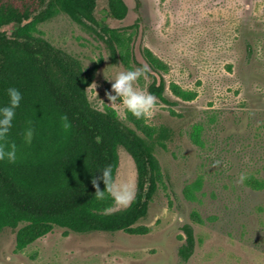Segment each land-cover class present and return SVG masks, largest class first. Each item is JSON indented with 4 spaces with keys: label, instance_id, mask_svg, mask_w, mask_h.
Instances as JSON below:
<instances>
[{
    "label": "rangeland",
    "instance_id": "rangeland-1",
    "mask_svg": "<svg viewBox=\"0 0 264 264\" xmlns=\"http://www.w3.org/2000/svg\"><path fill=\"white\" fill-rule=\"evenodd\" d=\"M126 1L127 18L110 15L108 0H98L96 17L109 27L140 23L128 29L136 56L142 63L141 51L149 49L166 63V99L150 92L154 79L141 64L113 61L99 26L60 13L38 28L85 68L98 65L88 88L95 108L112 107L133 126L127 110L138 105L148 123L173 131L157 151L162 182L138 223L151 230L138 235L55 227L16 251L21 224L0 232V264H264V188L246 181L264 178V0H140L138 12L137 0ZM172 83L197 97H178ZM119 154L115 209L126 207L137 188L133 157L124 147ZM199 178L201 188L190 200L185 188ZM187 225L194 247L185 258L180 249Z\"/></svg>",
    "mask_w": 264,
    "mask_h": 264
},
{
    "label": "trees",
    "instance_id": "trees-1",
    "mask_svg": "<svg viewBox=\"0 0 264 264\" xmlns=\"http://www.w3.org/2000/svg\"><path fill=\"white\" fill-rule=\"evenodd\" d=\"M138 12L141 1L137 0ZM98 0H0V232L18 228L16 251L24 250L55 227L80 233L124 231L145 235L150 227L138 224L162 182L157 155L166 148L173 131L147 122L140 106L127 110L126 124L112 107L95 108L88 96L97 66L85 68L81 60L55 46L39 31V24L60 13L88 25L99 26L113 61L127 67L141 64L153 77L152 94L166 99L162 71L166 63L149 49L140 63L133 34L124 27H109L96 17ZM126 0H108L106 11L123 20L130 14ZM141 20V17L138 18ZM171 88L185 100L198 92L177 83ZM133 157L137 188L131 202L115 209L112 187L120 164L119 148ZM247 183L264 188V178L250 175ZM202 180L185 188L196 199ZM194 222L201 223L197 212ZM187 258L194 234L185 227Z\"/></svg>",
    "mask_w": 264,
    "mask_h": 264
}]
</instances>
